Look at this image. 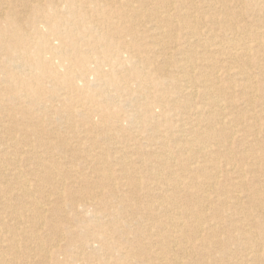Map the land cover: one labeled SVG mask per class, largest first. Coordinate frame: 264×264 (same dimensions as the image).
<instances>
[{"label": "bare ground", "instance_id": "1", "mask_svg": "<svg viewBox=\"0 0 264 264\" xmlns=\"http://www.w3.org/2000/svg\"><path fill=\"white\" fill-rule=\"evenodd\" d=\"M0 264H264V0H0Z\"/></svg>", "mask_w": 264, "mask_h": 264}, {"label": "rangeland", "instance_id": "2", "mask_svg": "<svg viewBox=\"0 0 264 264\" xmlns=\"http://www.w3.org/2000/svg\"><path fill=\"white\" fill-rule=\"evenodd\" d=\"M90 216V215H89ZM42 233H43V231H42ZM49 236V235H48Z\"/></svg>", "mask_w": 264, "mask_h": 264}]
</instances>
